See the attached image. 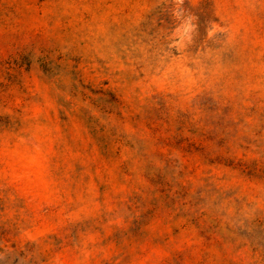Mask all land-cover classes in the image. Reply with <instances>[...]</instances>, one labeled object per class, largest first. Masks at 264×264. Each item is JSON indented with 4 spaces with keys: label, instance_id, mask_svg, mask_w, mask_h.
Returning a JSON list of instances; mask_svg holds the SVG:
<instances>
[{
    "label": "rangeland",
    "instance_id": "rangeland-1",
    "mask_svg": "<svg viewBox=\"0 0 264 264\" xmlns=\"http://www.w3.org/2000/svg\"><path fill=\"white\" fill-rule=\"evenodd\" d=\"M0 264H264V0H0Z\"/></svg>",
    "mask_w": 264,
    "mask_h": 264
}]
</instances>
